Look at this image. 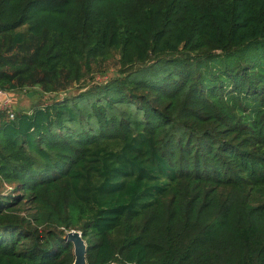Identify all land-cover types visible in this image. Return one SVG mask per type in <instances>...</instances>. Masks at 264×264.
<instances>
[{
	"label": "trees",
	"instance_id": "1",
	"mask_svg": "<svg viewBox=\"0 0 264 264\" xmlns=\"http://www.w3.org/2000/svg\"><path fill=\"white\" fill-rule=\"evenodd\" d=\"M0 264H264V0H0Z\"/></svg>",
	"mask_w": 264,
	"mask_h": 264
},
{
	"label": "rangeland",
	"instance_id": "2",
	"mask_svg": "<svg viewBox=\"0 0 264 264\" xmlns=\"http://www.w3.org/2000/svg\"><path fill=\"white\" fill-rule=\"evenodd\" d=\"M114 73H116V69L111 68L110 71L107 72V74H97L98 76H95L94 79H88L85 82L76 84L74 88L69 89L68 91L46 93L43 92L40 87H36L34 88V90H30L28 92L22 90L11 91L8 94L11 110L31 112L37 104L52 102L56 99L64 98L70 94H76L77 92H79V89L82 88L83 85L92 84L94 83V81H96V79L102 80L107 78L108 76L111 77ZM29 93H31L30 96Z\"/></svg>",
	"mask_w": 264,
	"mask_h": 264
},
{
	"label": "water",
	"instance_id": "3",
	"mask_svg": "<svg viewBox=\"0 0 264 264\" xmlns=\"http://www.w3.org/2000/svg\"><path fill=\"white\" fill-rule=\"evenodd\" d=\"M31 93H29V96ZM64 239L69 241L74 246L75 259L72 264H89L87 261V243L83 238V233L80 230L72 229L66 232ZM118 264V263H111Z\"/></svg>",
	"mask_w": 264,
	"mask_h": 264
},
{
	"label": "built area",
	"instance_id": "4",
	"mask_svg": "<svg viewBox=\"0 0 264 264\" xmlns=\"http://www.w3.org/2000/svg\"><path fill=\"white\" fill-rule=\"evenodd\" d=\"M8 94H9L8 91H5V90H3V89L0 88V96L3 97V101H2V104H1V108L4 109V110L9 111L11 117L13 118L14 115H15V113H14V111L11 110V107H10V99L8 97Z\"/></svg>",
	"mask_w": 264,
	"mask_h": 264
},
{
	"label": "crops",
	"instance_id": "5",
	"mask_svg": "<svg viewBox=\"0 0 264 264\" xmlns=\"http://www.w3.org/2000/svg\"><path fill=\"white\" fill-rule=\"evenodd\" d=\"M2 101H3V97L0 96V108H1Z\"/></svg>",
	"mask_w": 264,
	"mask_h": 264
}]
</instances>
